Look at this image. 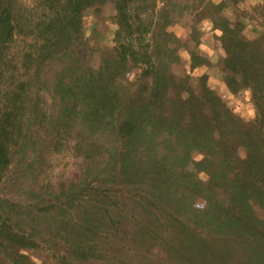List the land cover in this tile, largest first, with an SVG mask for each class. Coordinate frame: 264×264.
I'll list each match as a JSON object with an SVG mask.
<instances>
[{"label":"trees","instance_id":"1","mask_svg":"<svg viewBox=\"0 0 264 264\" xmlns=\"http://www.w3.org/2000/svg\"><path fill=\"white\" fill-rule=\"evenodd\" d=\"M158 1L0 0V264H264V0Z\"/></svg>","mask_w":264,"mask_h":264},{"label":"rangeland","instance_id":"2","mask_svg":"<svg viewBox=\"0 0 264 264\" xmlns=\"http://www.w3.org/2000/svg\"><path fill=\"white\" fill-rule=\"evenodd\" d=\"M159 5H162V1L161 0L158 1V6ZM22 44H23V38H22V36L21 35H17L16 40L14 41V43H12L13 51H18L22 47ZM211 44H212V42H211L210 38L207 37V36H205V38H204V44L200 48L202 50H204L206 45L210 46ZM240 104H242V103H240ZM61 166L62 165L57 166V168L55 167L54 168V171H57L58 168H61ZM1 187L4 188L3 185ZM6 261H7V264H13L8 259H6Z\"/></svg>","mask_w":264,"mask_h":264}]
</instances>
